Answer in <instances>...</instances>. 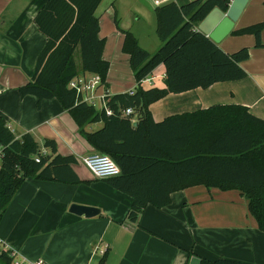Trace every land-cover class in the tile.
<instances>
[{
	"label": "crops",
	"instance_id": "1",
	"mask_svg": "<svg viewBox=\"0 0 264 264\" xmlns=\"http://www.w3.org/2000/svg\"><path fill=\"white\" fill-rule=\"evenodd\" d=\"M46 1L0 0V117L17 138L29 133L39 145L53 140L57 153L73 156L74 162L58 170L61 178L70 181L30 176L22 181L0 219V253L5 254L0 264H12L14 259L47 264H198L200 258L220 257L240 264H264V231L240 190L189 185L172 191L165 206L146 205L133 221L128 218L132 197L107 179L95 177L85 165L83 159L98 151L80 133L71 114L54 98L38 101L32 94L20 93L46 42L34 23ZM153 1L101 0L96 8L98 34L105 39L102 57L109 62L107 89L101 83L95 89L96 109L104 107L106 93L130 92L137 86L115 19L147 52L160 47ZM263 20V0H248L232 30ZM230 33L218 46L226 53L248 48V58L240 62L246 75L168 93L149 105L154 121L217 104L243 105L264 120V46L256 47L252 34ZM260 39L264 44V27ZM164 72V66L158 65L142 86L164 87ZM132 122L136 124V115ZM102 125V121L88 123L84 130L93 132ZM73 203L96 207L99 212L92 217L77 215L70 212Z\"/></svg>",
	"mask_w": 264,
	"mask_h": 264
},
{
	"label": "trees",
	"instance_id": "2",
	"mask_svg": "<svg viewBox=\"0 0 264 264\" xmlns=\"http://www.w3.org/2000/svg\"><path fill=\"white\" fill-rule=\"evenodd\" d=\"M101 0H47L34 17L46 42L37 56L31 79L19 88L38 101L56 99L98 151L111 157L120 174L107 177L109 184L132 197L128 218L136 220L150 204L160 208L170 202L172 191L196 183L220 189H238L247 199L250 214L264 231V120L238 104H217L191 113L153 120L149 105L168 93L206 88L215 82L246 75L240 62L247 47L231 53L197 30L199 22L217 6L226 10L230 0H170L154 10L155 33L161 42L153 53L143 49L129 30L123 33L122 51L129 55L136 81L133 91L105 94V107L81 102L68 87L77 75L97 74L107 89L109 62L102 57L105 39L99 36L95 10ZM264 5V0H263ZM264 20L232 34H252L261 47ZM79 54V62L75 52ZM164 66V87L144 88L141 81L158 65ZM132 113L125 115L124 110ZM106 109L110 110L108 114ZM137 116L133 125L132 118ZM102 121L87 132L84 125ZM0 219L26 177L50 181L61 178L74 157L57 153L53 140L37 144L29 133L17 138L0 117ZM50 151V154L47 153ZM38 158V161L35 160ZM0 257H5L4 252ZM9 261L10 259L7 258ZM104 256L102 257V261ZM198 264H240L224 257L200 258Z\"/></svg>",
	"mask_w": 264,
	"mask_h": 264
},
{
	"label": "built area",
	"instance_id": "3",
	"mask_svg": "<svg viewBox=\"0 0 264 264\" xmlns=\"http://www.w3.org/2000/svg\"><path fill=\"white\" fill-rule=\"evenodd\" d=\"M170 0H154L153 3L156 6L164 4ZM145 80V79H143ZM142 80V81H143ZM141 81V82H142ZM100 77L97 74H91V77L86 78L84 74H80L72 78L68 87L73 89L76 94V98L81 102H87L89 104L94 103L95 89L98 85H100ZM105 107V101H104ZM106 112L109 114L110 110L106 109ZM131 108H127L124 110V114H131ZM0 158H1V150H0ZM38 161V158H35ZM85 165L89 168L92 174L97 178H107L120 174V168L114 162V160L106 154L103 153H91L87 155L83 159ZM12 264H47L42 260H33L22 262L17 259L13 260Z\"/></svg>",
	"mask_w": 264,
	"mask_h": 264
},
{
	"label": "water",
	"instance_id": "4",
	"mask_svg": "<svg viewBox=\"0 0 264 264\" xmlns=\"http://www.w3.org/2000/svg\"><path fill=\"white\" fill-rule=\"evenodd\" d=\"M194 1V0H190ZM248 0H230L225 11L219 7H213L209 13L199 22L197 30L209 37L216 44L220 43L233 29ZM70 212L77 215L92 217L99 210L93 206L73 203Z\"/></svg>",
	"mask_w": 264,
	"mask_h": 264
},
{
	"label": "rangeland",
	"instance_id": "5",
	"mask_svg": "<svg viewBox=\"0 0 264 264\" xmlns=\"http://www.w3.org/2000/svg\"><path fill=\"white\" fill-rule=\"evenodd\" d=\"M101 12V9H98L97 11H96V14L97 15H99V13ZM146 29L145 30H150V28H147V27H145ZM232 33H230V35H231ZM75 59H76V61H78L79 62V54H78V52L76 51L75 52ZM95 103H96V106L98 105V101L96 102V100H95ZM0 150H1V147H0Z\"/></svg>",
	"mask_w": 264,
	"mask_h": 264
}]
</instances>
